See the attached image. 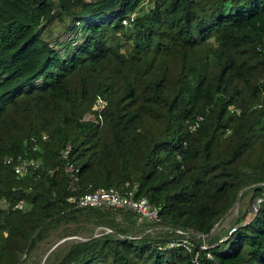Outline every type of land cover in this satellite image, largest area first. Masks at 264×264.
Wrapping results in <instances>:
<instances>
[{"label":"trees","instance_id":"trees-1","mask_svg":"<svg viewBox=\"0 0 264 264\" xmlns=\"http://www.w3.org/2000/svg\"><path fill=\"white\" fill-rule=\"evenodd\" d=\"M196 262L264 264V0H0V264Z\"/></svg>","mask_w":264,"mask_h":264},{"label":"built area","instance_id":"built-area-1","mask_svg":"<svg viewBox=\"0 0 264 264\" xmlns=\"http://www.w3.org/2000/svg\"><path fill=\"white\" fill-rule=\"evenodd\" d=\"M126 23V20H123ZM105 105V101L101 98H97L93 103V108L100 110ZM45 137V136H44ZM43 137V138H44ZM67 156V150L64 151V159ZM6 163L11 166L14 173L20 175H26L31 169H36L39 163L33 158H7ZM64 171L69 175L70 179L74 180L76 178L77 168L73 164L65 161ZM70 202H73L77 206H110L112 208H125L131 209L137 214L138 221L142 219L157 220L158 212L156 208H151L146 198H134L132 191H127L125 193L119 192L114 188H100L93 192H86L80 196H70L68 197ZM257 203L260 199H257ZM15 207H21V203L15 205ZM196 264H199L196 262Z\"/></svg>","mask_w":264,"mask_h":264},{"label":"rangeland","instance_id":"rangeland-1","mask_svg":"<svg viewBox=\"0 0 264 264\" xmlns=\"http://www.w3.org/2000/svg\"><path fill=\"white\" fill-rule=\"evenodd\" d=\"M246 205H248L247 197L243 198L241 201H237L234 206L227 212V214L222 217L220 221L215 225L213 232H217L220 229L227 228L235 220V218L241 214V212L245 209ZM97 231H99V228H96L95 233H97ZM60 232L61 229H57L54 233L44 239L40 243L38 248H36L34 256L38 260L43 258V256L45 255V251L47 252L51 249H57L60 252H64L71 242L80 240L82 237L88 235L91 231L87 230V227H85V230H82L77 234H73L71 232L63 237L56 238L57 234H59Z\"/></svg>","mask_w":264,"mask_h":264}]
</instances>
